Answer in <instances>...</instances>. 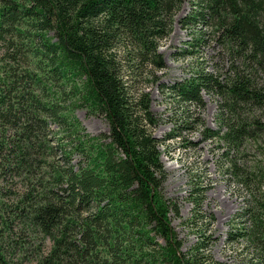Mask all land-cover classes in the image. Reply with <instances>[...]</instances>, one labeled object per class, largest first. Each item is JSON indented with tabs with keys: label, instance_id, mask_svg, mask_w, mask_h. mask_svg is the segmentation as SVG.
<instances>
[{
	"label": "trees",
	"instance_id": "1",
	"mask_svg": "<svg viewBox=\"0 0 264 264\" xmlns=\"http://www.w3.org/2000/svg\"><path fill=\"white\" fill-rule=\"evenodd\" d=\"M185 2L0 0V264L15 257L6 244L14 235L27 255L51 242L45 253L37 244L36 264H222L202 241L183 250L152 132L159 119L149 94L131 95L121 77V52L137 74L165 67L160 42ZM190 2L181 23L207 27L223 64L166 88L187 108L205 107L203 94L221 99L219 129L205 135L251 191L229 239L264 264V0ZM36 59L42 75L30 67ZM80 106L105 116L109 131L89 135L73 113ZM253 151L250 164L237 160Z\"/></svg>",
	"mask_w": 264,
	"mask_h": 264
},
{
	"label": "rangeland",
	"instance_id": "2",
	"mask_svg": "<svg viewBox=\"0 0 264 264\" xmlns=\"http://www.w3.org/2000/svg\"><path fill=\"white\" fill-rule=\"evenodd\" d=\"M192 7L190 0H186L175 18L171 35L160 42L163 69L149 67L137 74L135 68L127 67V56L121 52V77L129 86L131 95H138L141 91L149 94L152 111L159 119L152 132L161 140L166 173L164 195L176 204L178 211L173 210L170 218L183 243V250L187 251L202 241L208 246L211 256L222 264H250L243 242L230 241L229 235L238 227L237 216L245 207L251 191L240 185L231 174L229 161L223 155V145L218 140L207 139L205 135L208 129H219L217 117L221 99L214 94H203L205 107L194 104L187 108L188 104L176 100L166 88V85L190 77L198 69L213 72L215 67L223 64L221 49L207 27L201 24L188 27L181 23L191 13ZM200 34L204 37L201 44L194 42ZM3 51L0 47V61ZM38 60H31L30 67L42 75L38 70L41 64ZM156 77L158 82H155ZM41 93L45 95L43 91ZM61 105L72 107L73 102L66 98ZM73 113L89 135L98 136L109 131L105 116L92 115L81 106L76 107ZM52 130H57V126L52 125ZM174 132L181 133L180 137L168 139L167 135ZM256 155L255 151L245 157L237 155V160L250 164ZM194 211L200 214L196 224H190V220H194ZM17 236L6 241L7 247H12L11 252L15 254L11 264H36L38 257L34 249L40 245V253L51 249V242L42 244L39 239L37 244L40 245L35 244L31 254L27 255L15 248L19 241Z\"/></svg>",
	"mask_w": 264,
	"mask_h": 264
}]
</instances>
